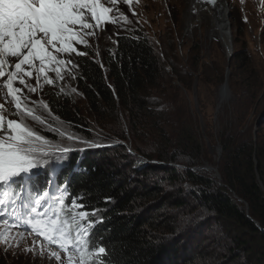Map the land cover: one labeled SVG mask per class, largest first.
I'll return each instance as SVG.
<instances>
[{
    "label": "trees",
    "instance_id": "16d2710c",
    "mask_svg": "<svg viewBox=\"0 0 264 264\" xmlns=\"http://www.w3.org/2000/svg\"><path fill=\"white\" fill-rule=\"evenodd\" d=\"M133 31L118 34L101 60L90 53L78 55L76 84L89 115L60 98L50 102L61 119L89 140L98 121L109 129L118 126L123 141L121 116L126 114L132 147L114 141L72 157L56 171L60 174L51 191H59L66 206L75 199L87 211L96 210L91 246L106 247V256H99L105 264H194L205 255V238L221 249L217 264H264V112L254 131L232 129L239 133L225 141L220 182L199 172L194 165L201 146L195 134L172 118L181 101L177 91L167 94L162 82L165 65L173 66L155 41ZM246 94V102L264 97L257 86ZM168 105L173 114L163 108ZM183 164H189L185 171L180 170ZM47 181L37 183L46 187Z\"/></svg>",
    "mask_w": 264,
    "mask_h": 264
},
{
    "label": "rangeland",
    "instance_id": "374dc122",
    "mask_svg": "<svg viewBox=\"0 0 264 264\" xmlns=\"http://www.w3.org/2000/svg\"><path fill=\"white\" fill-rule=\"evenodd\" d=\"M224 1L228 6L232 31L233 53L229 55L222 38L210 32L206 21L191 24L190 0H132L130 5L119 0L116 7L111 5L109 0H104L106 7L113 8L110 15L117 17L119 22L107 23L95 29V36L87 37L88 47L76 45L80 52L93 54L101 60V54L106 49L113 48L116 36L122 32L134 33L133 30L137 29L155 41V45L165 53L177 74L173 73L174 70L169 64L165 65L167 67L165 78L162 77L163 86L167 84V94L170 96L177 91L181 101L177 102L181 106L174 112L177 115L172 118L182 122L185 131L196 135L201 152L198 155V163L194 166L199 172L216 177L219 182L222 180L226 160L225 141L230 134L239 133L238 130L233 132L232 129L243 130L248 126L254 131L261 125L260 115L264 112V97L260 99L261 94L258 99L245 101L249 88L257 86L260 93L264 91V0ZM199 3L208 8L205 6L208 4ZM125 16L127 20L124 19ZM77 57L75 54L70 57L62 56L75 65ZM228 68L229 98L218 108L220 90ZM49 75L55 81L54 85L43 84L42 89L35 93H29L25 88L23 94L27 97L25 102L28 107L35 109L33 115L41 117L43 122L34 120L27 114L17 115L10 100L6 102L0 99V104L5 105L3 114L6 119L20 121L31 131L50 141L53 146L71 149L67 153L52 151L45 158V167L34 170L37 173L35 180L42 178L45 173H53L47 172L49 170L62 168L72 157L78 158L87 150H95L109 142H125L132 147L134 136L126 114L122 113L121 116L123 131H126L123 141L119 140L118 126L109 129L96 118L92 121H97V124L91 132V140L84 138L76 128L74 129L69 124L71 121L67 123L61 119V116L52 110V97L67 101L73 107H79L84 115H89L86 100L76 84L77 66L70 68V74L63 73L62 80L54 73L50 72ZM27 82L33 86L36 84L34 78L28 79ZM16 86L23 87L18 83ZM171 105L163 108L173 114ZM163 123L161 121V124ZM165 128L169 134L171 129L167 125ZM262 131L264 132V129ZM141 138L146 141L143 136ZM187 167L189 164H183L180 170L185 171ZM58 174L60 172H55V175ZM136 180L135 176L133 183H136ZM94 218L96 219L95 216H89L88 220ZM4 220L17 223L9 214L0 220V230L7 227V224L3 223ZM24 235L33 236L35 243H26L23 240ZM203 242L205 255L201 254L202 259L194 264H217L220 247L214 249V242L207 238ZM50 251L60 250L54 245H49L27 225L15 227L5 233L3 241L0 242V264H60L50 256ZM61 258L66 264L67 256L62 251ZM93 259L98 260L99 256ZM226 264L235 263L228 260Z\"/></svg>",
    "mask_w": 264,
    "mask_h": 264
},
{
    "label": "snow or ice",
    "instance_id": "6c2138e0",
    "mask_svg": "<svg viewBox=\"0 0 264 264\" xmlns=\"http://www.w3.org/2000/svg\"><path fill=\"white\" fill-rule=\"evenodd\" d=\"M109 2L116 7L119 0ZM123 2L130 5L132 0ZM202 2L217 5V0ZM112 11L101 0H0V99L10 100L17 115L27 114L43 122L25 102L24 89L35 93L43 84L54 85L50 72L61 80L63 73L70 74L76 65L62 56L86 55L76 45L88 47L87 37L95 36V29L117 24ZM30 78L35 79V86L27 82ZM4 107L0 104V220L11 214L17 223L3 221L7 227L0 230V242L12 228L27 225L60 250L50 251L60 264H65L61 251L67 256L66 264H105L104 259H93L108 251L99 243L91 246L88 217H94L96 210L87 211L75 199L66 206L63 196L35 180L34 170L45 167V158L52 151L67 153L71 149L53 146L20 121L6 119Z\"/></svg>",
    "mask_w": 264,
    "mask_h": 264
},
{
    "label": "bare ground",
    "instance_id": "6f19581e",
    "mask_svg": "<svg viewBox=\"0 0 264 264\" xmlns=\"http://www.w3.org/2000/svg\"><path fill=\"white\" fill-rule=\"evenodd\" d=\"M198 1L201 2L200 0H190L189 15L192 16L190 17L191 24L206 21L209 25L210 32H214L217 36L222 38L226 51L228 50L229 53H233L232 31L229 20L230 14L228 12L227 3L223 0L221 6H219L220 10L217 11L213 10L210 5H205L208 6V8L202 7ZM103 2L104 0H101V3ZM229 53L227 52L228 55ZM50 183L51 186L54 187L55 184L52 183V181ZM23 240H25L26 243L33 244L36 239H34L33 236L24 235Z\"/></svg>",
    "mask_w": 264,
    "mask_h": 264
},
{
    "label": "water",
    "instance_id": "95a60500",
    "mask_svg": "<svg viewBox=\"0 0 264 264\" xmlns=\"http://www.w3.org/2000/svg\"><path fill=\"white\" fill-rule=\"evenodd\" d=\"M202 2V0H200ZM223 0H217V5L215 7L211 6L213 10H220L221 3ZM228 51V50H227ZM229 53V51H228ZM231 54V53H229ZM230 71L229 68L227 69L226 76H225V82L221 86L220 90V103L218 104V108L221 107V104L225 103L226 100L229 98V84H228V79H229ZM220 150V149H219ZM261 182V181H260ZM262 183V182H261Z\"/></svg>",
    "mask_w": 264,
    "mask_h": 264
},
{
    "label": "clouds",
    "instance_id": "9594fccd",
    "mask_svg": "<svg viewBox=\"0 0 264 264\" xmlns=\"http://www.w3.org/2000/svg\"><path fill=\"white\" fill-rule=\"evenodd\" d=\"M65 204H66V202H65ZM90 221H91V219H90Z\"/></svg>",
    "mask_w": 264,
    "mask_h": 264
}]
</instances>
